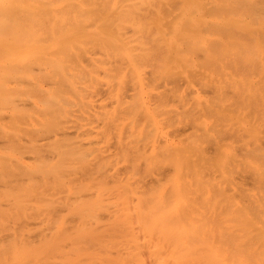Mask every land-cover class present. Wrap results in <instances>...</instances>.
<instances>
[{
	"label": "bare ground",
	"instance_id": "obj_1",
	"mask_svg": "<svg viewBox=\"0 0 264 264\" xmlns=\"http://www.w3.org/2000/svg\"><path fill=\"white\" fill-rule=\"evenodd\" d=\"M0 264H264V0H0Z\"/></svg>",
	"mask_w": 264,
	"mask_h": 264
}]
</instances>
